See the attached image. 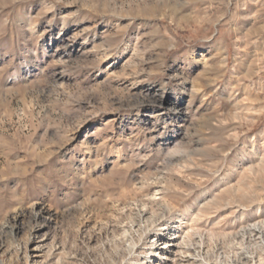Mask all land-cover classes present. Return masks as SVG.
<instances>
[{
  "label": "rangeland",
  "instance_id": "374dc122",
  "mask_svg": "<svg viewBox=\"0 0 264 264\" xmlns=\"http://www.w3.org/2000/svg\"><path fill=\"white\" fill-rule=\"evenodd\" d=\"M0 264H264V0H0Z\"/></svg>",
  "mask_w": 264,
  "mask_h": 264
},
{
  "label": "bare ground",
  "instance_id": "6f19581e",
  "mask_svg": "<svg viewBox=\"0 0 264 264\" xmlns=\"http://www.w3.org/2000/svg\"><path fill=\"white\" fill-rule=\"evenodd\" d=\"M40 247V246H39ZM36 248V247H35Z\"/></svg>",
  "mask_w": 264,
  "mask_h": 264
}]
</instances>
